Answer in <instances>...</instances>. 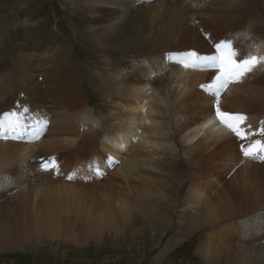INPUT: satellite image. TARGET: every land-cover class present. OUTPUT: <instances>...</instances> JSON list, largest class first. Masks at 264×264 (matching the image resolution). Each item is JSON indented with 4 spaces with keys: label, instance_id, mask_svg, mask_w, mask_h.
<instances>
[{
    "label": "bare ground",
    "instance_id": "6f19581e",
    "mask_svg": "<svg viewBox=\"0 0 264 264\" xmlns=\"http://www.w3.org/2000/svg\"><path fill=\"white\" fill-rule=\"evenodd\" d=\"M4 1L5 0H0V9L4 7L2 4ZM65 3L67 4V6L79 12L78 14L75 13L74 15H76V17L73 18V21L75 24V31H76L73 37H75L77 41H80L79 37L82 36L81 33L86 32V36L88 40H90L89 44L92 50L95 51L94 53H96L101 58V60H99V64L106 65L107 68L109 69V72H108L109 74L106 75L107 77L109 76V79L107 80H110L111 82H115L119 84L120 87L128 86V88L130 89V91L126 93V97H127L126 99L128 100L125 101L126 100L125 99L122 104L119 103L120 105L118 107L117 106L114 107L116 109L112 113V117H115V119L113 121L114 124L111 123L112 126L111 125L110 126L116 131L115 137L117 138V135H119V137L117 139L116 138L109 139L110 143L107 145L105 144L106 145L105 149H107L108 153L110 152V154L113 155L114 158L118 159V157L120 156L118 154V151L122 149V144L124 142H128L129 140L133 145L134 151L137 150L139 156H140L139 151L143 152L141 151L140 148L146 149L148 150V152L151 153L157 148V146H159L158 138L161 134H163L161 132V129L163 128L165 129L169 128L183 141L189 140L193 132L194 134L199 135L201 137L200 139H202L203 143H205V147L203 149L201 148L199 144L200 148H198V146L194 148V155L196 154L195 160L197 159L198 162H200L201 164L197 165L196 164L197 160H196V162L191 166V170L194 172L198 170H203L204 172H208L209 174L210 173L211 174L210 176H208V178L206 177L200 178L198 175L199 173H197L194 179V182L188 191V194L190 195L191 193H193L190 197H191V201L193 200L194 202V209L200 212L205 211L206 213V218L204 216L205 222L207 223L211 222V224L217 223V225L222 226L221 227L222 229L225 228L226 233L222 232V236L224 239H229L227 237L228 228L225 225L228 223V220L231 219V215H229V208L231 207L230 204L223 202L225 204L223 208L217 209L216 201H219L220 199L217 200L215 197L210 200L208 199V197H206L208 196L207 194L213 191H216L217 190L216 188H218L220 183H223L225 180L227 181L230 178L229 176L230 161L237 158V155L239 156V153L237 155L232 153L233 151L231 150V147L233 143L231 144V147L229 146L230 145L229 142L234 140V138L236 137L232 133H230L222 124H220V122L216 119L214 98L210 97L207 93H205L201 87V85L211 83L212 79L215 76V71L211 70L213 73L211 75L212 77L208 78L209 80L207 81L203 80L204 79L203 77L207 76L204 73L203 75L205 76L202 77L203 79L200 78L199 80H196L197 84H200V85H199V91L196 90L197 92L195 91V94H194L192 93V90L196 86L195 85L196 82L193 80L194 79L193 76L195 75L193 68L186 69L180 64H176L174 62L169 61L167 57L169 54H173V55L181 54L183 50L191 51L192 49H194V47H196L199 43H201V41H205L206 43V40H208L209 38H213L212 35L216 33L217 30L220 31L222 29L226 30V28L228 27L231 28L230 26L232 22L235 21L234 16L232 15H231L232 17L229 16L230 13L229 14L225 13V15L223 13L220 20H216L215 22L217 23V27H212V26H209L210 25L209 23L204 22V19L205 18L207 19L205 14L204 13L201 14V11H200V14L197 12L196 15L201 16L202 20L201 19L200 20L203 21L204 23L203 27H205V28L200 29L201 27L197 26V24L194 21H192L194 19L193 17H192L193 19L190 17L192 20H189V17L182 16L183 15L182 13L179 14V9L181 8L180 0H143V2H140V0H65ZM188 3L189 2H187L186 5H188ZM216 3H218V1ZM226 3L227 2H225V4ZM183 4L184 2L182 3V5ZM200 5L201 4H199V6ZM236 5L238 7V4ZM178 7L180 8L178 9ZM188 7L185 6V9ZM228 7H230V5ZM183 8L184 7H182V11H183ZM204 10L206 11V9ZM155 11L156 12L159 11L158 16L155 14L157 16L156 18L153 17V13ZM192 11L193 10H191V12ZM207 12L210 13L208 8H207ZM221 12L222 10L220 9V14H222ZM183 13H185V10ZM210 14L215 15V13H212V12ZM57 15L60 16L59 13ZM169 16L170 18L174 17V20H176V25H173V26L167 25L168 27L165 28L164 24L168 23L167 18ZM199 16H196V17L199 18ZM218 16L220 17V15ZM255 16L257 17L256 14ZM12 17L13 16H11L7 12V10H0V85L4 83L6 84L5 86L6 89L3 87V85H1V87L5 89V93L3 92L0 94V115L6 112H10V111H17L18 114L24 117L23 123L27 126L28 131L33 130V129H38L44 120L47 121V127L44 130L41 138L33 143L0 141V176L8 175L13 180V183L10 184L7 188H5V190L2 193H0V200L4 196L10 195L9 194L10 192L15 193L14 191L16 190L18 192V190L25 191L26 189H28V192H27L28 196L32 197V199L28 198L26 195L25 197L27 198V200H30L31 203H33L34 205L38 203L41 197L48 198L49 199L48 201L50 202L53 201L55 198H58V199L61 198L60 200H58V203H59L60 201L64 199V197H60V196H64L62 195V193L65 191V189H63L64 191H61V190L55 191L51 187L49 188L50 182L55 181L54 177H51L53 176V174L55 176V173L42 171L40 168L41 162L47 161L50 158H54L58 164L59 171L63 172L64 175L65 174L74 175L75 177L78 178L79 181H82L85 179V174L92 175V172H91L92 170L99 169L101 171L105 167V163H99V164L95 163L94 160H96L97 156L93 158L91 155H89L88 159L92 160L94 164L92 162L91 166L89 165L87 169L79 168L78 166L74 167V164L77 162L76 153L78 151H89L91 152V154H93L95 148H97L98 143L101 141L100 139L101 135L99 136V134H102V133H99L96 126L91 122L92 120L90 121L86 117V112L84 110L85 100H83L84 98H82V90H80L81 88H79L78 85L74 82L76 77L74 79L73 76L66 75V73H64L61 70V68L58 67V65L52 63L51 59L52 58L53 60L55 59L57 52L59 54V57L64 55V57L62 58L65 59V52L63 51V49L58 51L57 50L58 48L55 47V43H57V41L55 42L54 41L55 39L51 38L46 32H44L40 24H37L33 21L32 22L22 21L18 17L13 18L15 19L13 20ZM242 19L244 20L245 16ZM253 20H255V18ZM257 20L255 23H257ZM248 22H250V20ZM256 25H254V28ZM234 26L235 25H233V27ZM162 27L165 28L164 30L167 29V31L165 32V33L168 32L167 34L165 35L163 34L164 31ZM261 27L263 28V25H261L258 28V32ZM174 34L175 36L172 38L173 39L172 40L171 37ZM70 40H72V47L78 46V43L76 44L74 39L71 38ZM243 41H247V40L245 39ZM167 48H169V51ZM210 48L211 49L209 50L212 52L209 53V55H212L214 54L215 49L214 47H211V46ZM165 49H167L168 51L167 55H164V57H161V58L159 57L157 58L156 54L159 51L165 50ZM194 50L197 51V49H194ZM70 51L72 54L73 48L70 47L68 52L70 53ZM153 55H155V57ZM11 56H16L20 60V61L18 60L19 62L15 60L16 62L20 64V65H18L17 63L14 64L17 68H13L10 66V64L12 63ZM62 58L60 60H63ZM135 59L141 60L142 66H139V67L136 66V64L134 63ZM76 61L77 60H75V62ZM254 71H256V69ZM257 71H256V74H257ZM207 73L211 74L209 72ZM196 74L198 77V72ZM258 75H260V71ZM11 76H13L12 81H10L11 79H8V77H11ZM248 79L245 78L239 84L229 85L228 89L221 93L220 108L222 111H225L231 114H241V112H247L248 110H251L250 112L264 110V89L261 87L262 84H259L257 82L253 83L252 81L250 82L252 78H250V80ZM83 80H84V77H83ZM115 83L113 84L115 85ZM101 84H103V82H101ZM126 88L127 87H125V91H126ZM141 90L150 91L149 92L150 96L148 95V93L146 94L142 93V95H139ZM191 93L194 94V98L196 99V102L198 103L197 107H199V109L200 107H204L201 109V111L203 112V115L201 117L199 116L200 119L199 120L197 119L198 121L196 122L195 125L191 126L190 128H187V127H182L181 129L179 128L180 130L178 132L177 127L179 124H181V122H179L181 117L178 116V112L181 111L180 109H182L184 107V104L189 100V96L191 95ZM145 95H147L146 96L147 100L145 99V101H142L140 99H132V97L133 98L135 97L145 98L144 97ZM156 104H160L164 108L162 111H160L161 112L160 115H158L159 110L156 108ZM187 106H190L189 103L187 104ZM27 107H32V109L30 111L24 112L23 109ZM196 109L195 111L201 114V112L197 111ZM172 110L174 114H176L175 112L177 111V115L173 116L171 114L172 122L170 123V120L168 121V118L167 119L165 118L164 120V118H162L161 116L165 114V112L169 113ZM87 112L89 113V111ZM190 112H194V110ZM168 113L164 116L168 117ZM195 114H193L194 115L192 116L193 118L195 117ZM254 114H256V112ZM183 115L185 116V113H183ZM188 115H190V113L187 114V116ZM257 115H258V112H257ZM38 116H40V119H38ZM250 118L252 117L250 116ZM258 119H261V118H258ZM242 128L247 133H254V129L251 123L248 124L247 119L242 125ZM253 136L254 135L248 136V139L251 140V142L253 141L254 137H255L254 139L257 138L256 136L254 137ZM257 136L259 137V135ZM118 142L121 144L119 146H115V143H118ZM247 142L249 143V141ZM161 146H163L162 143H161ZM134 151L132 153H129L131 155L130 157L128 156L129 157L128 159L130 160L133 159V161L130 162L129 160H127L124 164L123 162H121V164H123L122 167H124L123 169L125 170L121 171L123 173H119L120 175L123 174L124 176L125 171L128 174H131L130 173L131 171L129 172L126 170V168H129L127 164L130 165L136 162L138 164V167L141 164V163L140 164L138 163L139 159L136 160V158L134 157V154H137V153H134ZM218 151L220 152L225 151L224 153L225 155L218 153ZM207 152H212V154L211 156H208L210 155L208 154L207 155L208 157L205 158ZM152 155L147 154L144 157H142L141 155L140 157L142 158L140 159H142L144 162V161L149 160L147 157H151ZM234 155H236V157ZM174 157H178V156H174ZM109 158H112V156H110ZM224 158H226L227 160L220 163L221 162L220 160ZM98 159H100V157ZM101 159L103 160V158ZM154 159L156 160V158ZM241 159H239V161H241ZM245 159L246 158H243L244 161L247 160ZM249 160H248V163L252 161L250 160L249 162ZM109 161L112 162L113 160L110 159ZM257 163L258 162L256 161V164ZM124 165L127 167L125 168ZM148 165H149L147 166L148 168H152L150 170H153V168H155L154 163H150ZM250 165H253V164L250 163ZM250 165H246V166L250 167ZM254 166L255 165H253V167ZM147 167L145 166L143 168H146L148 170ZM118 168H121V167L118 166ZM262 169L264 170V168ZM128 174H125V175H128ZM143 175H145V172L143 173ZM109 176L110 175L108 174V177ZM117 176L119 177V175ZM211 176H213V179L209 178ZM216 176L218 178H216ZM104 177L106 178L107 176H104ZM30 179H32L31 183H30ZM100 179H103V178H100ZM98 182L97 184L99 185ZM104 182L105 181H103V183ZM107 182L108 184L113 183V180L111 182L110 181H107ZM76 183H78V181ZM116 183H117V180H116ZM59 184H61V182H59ZM224 184L225 183H223V185ZM231 184L232 183H229L228 185H231ZM105 185H103L102 183L100 184L101 187L102 186L104 187ZM225 186H227V184ZM225 186L223 188H225ZM231 186H234V185H231ZM71 187H73L74 189V186H71ZM90 187H92L93 189V186H90ZM95 187H97V185ZM101 187L98 186L100 191H101ZM68 188H70V185ZM233 189L236 190L237 189L236 186ZM222 192L224 191H221V193ZM65 193L66 192H64L63 194ZM90 193H91V189H90ZM171 193H172L171 199H173L174 196L177 194L174 189L171 190ZM69 195H68V198H69ZM71 195L73 196V194ZM258 196L256 197L255 200H253L252 203H249L248 200L244 198L241 194L243 203H245V200H246L247 205L245 207H241L239 209L240 211H237L238 217L236 218H238L240 221H243V223L240 222V224H237V225H239V227H243L245 236H243L241 239L236 238L234 241L231 240L232 243H237V244H233L235 251L228 249L227 248L228 244L226 243L227 244L225 246L226 254H225L224 260L222 261L223 264H264V215H262L264 214V198L259 199L261 196L260 197ZM217 197L221 198V195L219 194ZM13 198L14 197H12L11 200ZM79 198L80 197L78 196V199ZM5 199L6 201L8 200L6 197ZM16 200H17V197H16ZM223 200H226V198ZM69 201L71 200L69 199ZM221 203H220V206H221ZM207 204H210L211 206V209L209 210V212L207 211V208H206ZM13 206L14 205H12V209H15L13 208ZM250 206L252 207V210L250 209ZM51 207L52 206H50V208ZM67 207L71 208L73 206L71 204V206H66V208ZM118 207L120 208V210H122L121 212L123 213L128 212L130 214L129 209L124 203L119 202ZM25 209H27L26 206H25ZM72 209L73 208H71V210ZM130 209H132V207H130ZM256 211H259V214L258 213L255 214ZM126 215L128 214L124 213V216ZM44 221H45V218H44ZM181 228L182 227L180 224V229ZM234 230H231V231H234ZM160 234L161 232L159 233V235ZM156 236L157 235L155 234V236L151 237V240H153V244L156 243V240H157ZM173 240L174 239L166 243L163 250L162 251L160 250L161 252L159 251L160 254L158 252L159 254L158 258H162L166 256L167 252L171 249ZM168 260L169 259H167V262H169Z\"/></svg>",
    "mask_w": 264,
    "mask_h": 264
},
{
    "label": "rangeland",
    "instance_id": "374dc122",
    "mask_svg": "<svg viewBox=\"0 0 264 264\" xmlns=\"http://www.w3.org/2000/svg\"><path fill=\"white\" fill-rule=\"evenodd\" d=\"M217 1L218 3H216ZM183 2H184L183 5H185L186 7L190 6L191 8L188 7L189 9L188 8L185 9V6L182 5ZM187 2H189L188 5H186ZM221 2L222 0H214V2L213 0H209V1L208 0H199V1L198 0H187V1L180 0L181 8L178 7V9L180 8L179 14L182 13L183 14L182 16L189 17V20H192L194 18L195 20L193 19L192 21H194L197 24V26L201 27L200 29L205 28L203 27L204 23L203 21H201L202 20L201 16L196 15L197 12L200 14V11H201V14L204 13L205 16L207 17L206 19L204 16L205 18L204 22L209 23L210 25L209 24L208 25L212 27H217V23L215 22L216 20H220L223 13L224 15L225 13L226 14L230 13L229 16L232 15L235 18V21L232 22V24L235 25L234 27L231 24L230 26L231 28L228 27L226 28V30L225 29H222L220 31L217 30V32L218 31L219 32L214 33L212 35L213 38H209L208 40H206V43L208 42L207 44L205 43V41H201V43H199L196 47H194V49H197V51L194 49H192L191 51L200 53L199 55H206V53L207 55H209V53L212 52L209 50L211 49L210 46L214 47L215 43L223 41L226 38L227 39L231 38L234 42V47L236 46L238 51L240 52L242 51L241 53L243 55L254 54L258 56H264V32H263L264 31L263 29L264 28V20H263L264 19V0H252V1L251 0H237V1L236 0H233V1L223 0V2L222 3ZM225 2L227 3L225 4ZM2 4L4 7L0 10H7V12L11 16H13L12 19L18 17L22 21H26V22L33 21L37 24H40L42 27V30L46 32L51 38L55 39L54 40L55 42L57 41V43H55V47L58 48L57 50L60 51L61 49H63V51L65 52V59L62 58L64 57V55L59 57V54L57 52L55 59L54 60L53 58L51 59L52 63L58 65V67L61 68V70L64 73H66V75L73 76L74 79L76 77L74 82L78 85L79 88H81L80 90H82V98H84L83 100H85L84 110L86 112V117L88 118V120L90 121L92 120L91 122L96 126L98 132L102 133V134H99V136L101 135L100 137L101 141L98 143L97 148H95L93 154H91V152L89 151H78L76 153L77 162L74 164V167L78 166L79 168L87 169L89 165L91 166V163L93 161L88 159L89 155H91L93 158L97 156L94 162L98 164L105 163V167L100 171L102 175L96 176L94 174V170H92L91 171L92 175L85 174V179L82 181H79L78 178L75 177L74 175H72L73 179L70 181L69 179H67V176L69 175L68 174L64 175V173L61 171H59V174L61 175L55 174L54 176L53 174V176L51 177H54L55 181L50 182L49 188L51 187L55 191H59V190L64 191L63 189H65L64 192H66L65 194H63L64 192L62 193V195L64 196H60V197H64V199L60 201L59 203H58V200H60L61 198L59 199L55 198L53 201L50 202L48 201L49 200L48 198L41 197L43 196L41 195L40 196L41 198L38 201V203L34 205L33 203H31L30 200H27V198L25 197L26 195L28 198L32 199V197L28 196V193H27L28 189H26L25 191L18 190V192L16 190L14 191L15 193L10 192L9 193L10 195L4 196L0 200V264H170V263L171 264H223L222 261L224 260L225 254H226L225 246L228 244L227 248L235 251L233 244H237V243H232V241H234L236 238L241 239L243 236H245L243 227H239V225H237V224H240V222L243 223V221H240L238 218H236L238 217L237 211H240L239 209L241 207H245L247 205L246 200H245V203H243L241 194L244 198L248 200L249 203H252L253 200H255L258 195H259L258 197L261 196L259 199L264 198V195H263L264 194V191H263L264 190V170L262 169L264 168V165L263 163L258 162V161H257L258 163L256 164V161L252 159H250L252 160L250 162L248 158H246L247 160L245 159L246 161H244L243 160L244 157L242 153L240 152V145L243 143L244 145L246 144L245 146H247L251 144L252 142L254 143L257 139L264 140V137H260V136L258 137L257 135H254L257 138L254 139L255 137L253 136L254 138L252 142L251 140L247 139L244 142L240 141L241 144L239 143V140L237 138H234V140L229 142L230 147L232 143L233 144L235 143L234 145L232 144V147H231V150L233 151L232 153L236 155L239 153V156L237 155V158L230 161V167H229L230 168V174H229L230 178L227 181L225 180L226 182L225 181L223 182L225 183L224 185L223 183H220L218 188L215 187L217 189L216 191H213L207 194L208 196H206L210 200L215 197L217 200L220 199L219 201H221L222 203L219 201H216L217 209L223 208V206L225 205L224 203H229L231 206L229 208V215H231V219H229L228 223L225 225L228 228L227 237L230 240L224 239L222 236V232L226 233V229L225 228L222 229L221 228L222 226L217 225V223L211 224V222L210 223L205 222V219H204V216L206 218L205 211L200 212V211L195 210L194 202L193 200L191 201V197H190L193 193H191L190 195L188 194V191L191 188L197 173H199L198 175L200 178L201 177L208 178V176H210L211 174V173L209 174L208 172H204L203 170H198V171L195 170L196 172L191 170V166L197 160V159L195 160L196 154L194 155V148L197 146L198 148H200L201 146V148L204 149L205 147V143H203L202 139H200L201 137L199 135L194 134L193 132L192 136H190L189 140H187L188 141L187 143V141H183L169 128L167 129L163 128L161 129V132L163 134H161L158 138L159 146H157V148L154 151L150 153L148 152V150L140 148L141 151H143V152L139 151V154L140 156L142 155V157L146 156L147 154L148 155L154 154L151 157H147L149 160L143 162V160L140 159L142 157L138 155L137 150L134 151L133 145L129 140L128 142H124L122 144V149L118 151V154L120 155L118 159L114 158L113 155H111L110 152L108 153L107 149H105L106 148L105 146L110 143L109 139L116 138L115 137L116 131L111 127L112 126L111 123L114 124L113 121L115 119V117H112V113L116 109L114 107L116 106L118 107L120 105L119 103L122 104L124 102V100L127 98L126 93H128L130 89L128 88V86H125L127 87L125 91L124 86L120 87L119 84L115 82H111L110 80H107L109 79V76L107 77L106 75L109 74L108 73L109 69L107 68L106 65L99 64V60H101V58L96 53H94L95 51L92 50L89 44L90 40H88L86 36V32L81 33L82 36L79 37L80 41H77L76 38L73 37L74 33H76L73 18L76 17V15L74 14L75 13L78 14L79 12L67 6V4L65 3V0H5ZM199 4H201L202 6L201 5L199 6ZM228 4L230 5V7H228L229 6ZM236 4H238V7ZM212 5H214L218 9ZM182 7H184L183 11H182ZM207 8L210 13L211 12L215 13V15L208 13ZM204 9H206V11ZM220 9L222 10L221 12L222 14H220ZM184 10H185V13H183ZM191 10L193 11L191 12ZM58 13L60 16L57 15ZM155 14L158 16L159 11L158 12L155 11L153 13L154 18L157 17ZM255 14L257 15V17L255 16ZM218 15H220V17ZM196 16H199V18ZM244 16H245V19L243 20L242 18H244ZM190 17L191 18L193 17V18L191 19ZM254 18L255 20H253ZM256 18L257 19L259 18L258 19L259 21ZM248 19L250 20V22H248L249 21ZM256 20H257V23H255ZM167 21L168 23L164 24L165 28H167L169 25L170 26L176 25V20H174V17L170 18L169 16L167 18ZM254 25H256L257 27L255 26L254 28ZM261 25H263V28L261 27L258 32V28ZM165 28H163L164 35L168 33V32L165 33L167 31V29L164 30ZM174 36L175 34L171 37V39ZM69 38L74 39L76 44L78 43V46H77L78 48L75 46L72 47V40H70ZM242 38L243 40L246 39L247 41H243ZM70 47L73 48L72 54H71V51L70 53L68 52ZM167 49L169 51V48ZM167 49L159 51L157 53L159 55L156 54V57L161 58V57H164V55H167L168 53ZM184 52H188V51L183 50L181 54ZM153 56L155 57V55ZM61 58L63 60H60ZM11 60H12V63L10 64L11 67L17 68L14 65L16 63L20 65L18 63L20 60L16 56H11ZM15 60L16 61L19 60V61L16 62ZM75 60L77 61L75 62ZM134 63L138 67L142 66L141 65L142 61L139 59H135ZM263 68H264V65H259L256 68V71L258 70L257 74H256V71H253L252 73L249 74L248 76L249 79L248 77H246V79L250 80V78H252L250 82L252 81L253 83L257 82L259 84H262L261 87L264 89V86H263L264 76H262L264 75ZM193 70H194V74L196 75V76L195 75L193 76L194 78L193 80L195 82L196 80H199L200 78L201 79L204 78L203 80L207 81L209 80L208 78L212 77L211 75L213 74L212 73L213 70L212 71L205 70L206 72L201 71L199 69H193ZM259 71H260V75H258ZM261 71L263 74L261 73ZM197 72H198V77L196 74ZM207 72L211 74H208ZM203 73L207 76L203 75ZM12 77L13 76L8 77V79H11L10 81H12ZM83 77H84V80H83ZM76 80L79 82H77ZM103 80L104 81L106 80V81L104 82ZM84 81L86 82V84ZM101 82H103V84H101ZM113 83H115V85ZM1 85H3L4 88L6 86L5 83ZM1 85H0V94L3 92L5 93V89H6V88L4 89L3 87H1ZM195 85L196 86L192 90V93L194 94L196 90L199 91L200 84H197L196 82ZM149 92L150 91L148 90L147 91L141 90L139 95H142V93L143 94L148 93V95L150 96ZM192 93L189 96V100L184 104L185 108L183 107L182 109H180L181 111L178 112V116L181 117L179 121L181 122V124H179L178 127L176 126L178 132L182 127L190 128L191 126L195 125L196 122L203 115V112L201 111V109L204 107H200V109L199 107H197L198 103L196 102V99L194 98V94ZM146 96L147 95L144 96L145 98L143 97L133 98L132 97V99H140L142 101H145V99L147 100ZM127 100L128 99H126L125 101ZM188 103L190 106L191 105L192 106L191 107L187 106ZM156 108L159 110L158 115H160L161 113L160 111L164 109L163 106L160 104H156ZM27 109L28 111H30L32 107H27ZM86 109L87 111H89V113L86 111ZM185 109L187 112L190 113V115L187 116V114L189 113H187ZM195 109L201 112V114L197 113ZM192 110H194V112H190ZM250 111L251 110H248L247 112H241V114H243L244 116H247L248 114L247 122L248 124L251 123L254 129V133H257L258 130L262 126L261 122H264V110L263 111H252V112ZM172 112L173 110L169 113L165 112V114H163L161 117L164 118V120L165 118L166 119L168 118V121L170 120V123H171L172 122L171 114L173 116L177 115V111L175 112L176 114ZM255 112L256 114H254ZM257 112H258V115H257ZM167 113H168V117H165L164 115H166ZM183 113H185V116L183 115ZM193 114H195L196 118L192 117L194 116ZM250 116L252 118H250ZM258 118H261V119H258ZM38 119H40V116H38ZM118 137L119 135H117V138ZM247 141H249V143ZM161 143L163 146H161ZM120 144L121 143L119 142L115 143V146H119ZM101 146L103 147V149ZM133 151L134 153H137V154H134V157L136 158V160L139 159L138 163L139 164L141 163V164L139 165V167L136 162L133 164H130L131 166L127 164L129 168H126L127 166L124 165L127 171L129 172L131 171L130 172L131 174H128L125 171L124 173L128 175H125V174L124 176L123 174L120 175L119 173H123L121 171L125 170L123 169L124 167H122L123 164L127 160H129L130 162L133 161V159L132 160L128 159L131 156L129 153H132ZM218 153L225 155L224 154L225 151L223 152L218 151ZM211 154L212 152H207L205 158H207L208 156H211ZM109 155L112 156L111 158L113 160L112 162L109 161V157H110ZM236 155L234 156L236 157ZM174 156H178V157H174ZM99 157L100 159H98ZM101 158H103V160ZM154 158H156L157 161ZM239 159H241V161H239ZM226 160L227 159L224 158L220 160L221 162L220 161L219 162L222 163ZM248 160L250 163H252L255 166L253 167V165H250V163H248ZM121 162H123V164H121ZM150 163L155 164L154 166L155 168H153V170H150L152 168L147 167L149 166L148 164ZM196 164L200 165L201 163L198 162L197 160ZM245 164L250 165V167L246 166ZM118 166L121 168H118ZM145 166L148 168V170L146 168H143ZM144 172H145V175H143ZM108 174L111 177L110 176L108 177ZM115 174L116 176L119 175V177L117 176L118 177L117 178ZM104 176H107V177L105 178ZM100 178H103L104 180ZM209 178L213 179V176ZM216 178L218 177L216 176ZM31 180L32 179H30V183H31ZM112 180H113V183L108 184L107 181L111 182ZM116 180H117V183H116ZM77 181L78 183H76ZM103 181L105 182L103 183ZM59 182H61V184H59ZM97 182L99 183V185L97 184ZM101 183L103 185L105 184L106 185L104 187L103 186L101 187L100 186ZM229 183H232L231 185H234V186L228 185ZM226 184L227 186H225ZM69 185H70V188H68ZM94 185L95 186L97 185V187H95ZM71 186H74V189L76 190V192ZM90 186H93V189ZM98 186L101 187V191L98 188ZM220 186L222 187L223 190L221 189ZM224 186L225 188H223ZM235 186L237 188L236 190L233 189L235 188ZM90 189H91V193H90ZM172 189H174L177 194L174 196L173 198L174 200L171 199ZM4 190L0 191V193H2ZM221 191H224V192L221 193ZM22 193L24 194V196ZM67 193L68 195L71 193L73 194V196L70 194L68 198ZM74 194L76 197L74 196ZM219 194L221 195V198L217 197ZM65 195L67 196L68 199L66 198ZM11 196L14 197L15 200L14 198L11 200L12 198ZM78 196L82 198L81 199L79 198L80 199L79 200ZM5 197L8 199L7 201ZM16 197H17V200H16ZM250 197H252L253 199ZM225 198L226 200H223ZM69 199L71 201H69ZM119 202L124 203L127 206L130 214L128 212H124L128 214L124 216V213L121 212L122 210H120V208L118 207ZM70 203L73 206L71 207L73 208L72 210L70 207L66 208V206H71ZM220 203H221V206H220ZM54 204L55 205L57 204V205L55 206ZM12 205L15 206V207L13 206V208L15 209H12ZM25 206L27 209H25ZM50 206H52L53 208L52 207L50 208ZM130 207H132V209H130ZM206 208H207V211L209 212V210L211 209L210 204H207ZM250 209L252 210L251 206H250ZM259 211H256L255 214L257 213L259 214ZM44 218H45V221H44ZM180 224H181L182 230L180 229ZM231 230H234V231H231ZM160 232L161 234L159 235ZM155 234L157 235L156 236L157 240H156V243L153 244V240H151V237L155 236ZM172 239L174 240H173L171 249L167 252L166 256L162 258H158V255L163 250L166 243H168ZM167 259H169L168 260L169 262H167Z\"/></svg>",
    "mask_w": 264,
    "mask_h": 264
},
{
    "label": "snow or ice",
    "instance_id": "6c2138e0",
    "mask_svg": "<svg viewBox=\"0 0 264 264\" xmlns=\"http://www.w3.org/2000/svg\"><path fill=\"white\" fill-rule=\"evenodd\" d=\"M140 2H143V0H140ZM214 49L215 52L212 55H199L195 51H188L182 54H169L167 59L182 65L186 69L214 70L215 76L211 83L201 85V87L205 93L214 98L216 119L239 141H246L249 135L264 137V122H261L262 126L257 133H247L242 128L247 119L246 116L231 114L222 111L220 108L221 93L226 91L229 85L241 83L259 65H264V56L243 55L234 47V42L231 38L215 43ZM23 111L27 112L28 109L24 108ZM23 119L24 117L18 114L17 111H10L0 115V141L33 143L39 140L47 127V121L44 120L38 129L28 131ZM240 152L244 158L264 163V140L257 139L248 146L242 143ZM40 168L44 172H53L59 175L58 164L54 158L42 161ZM94 174L96 176L102 175L99 169H95ZM67 179L72 180L73 176L69 175ZM12 183L13 180L10 176H0V191Z\"/></svg>",
    "mask_w": 264,
    "mask_h": 264
}]
</instances>
